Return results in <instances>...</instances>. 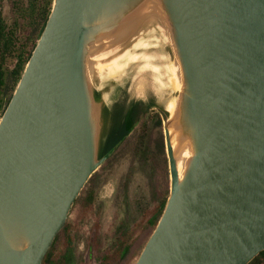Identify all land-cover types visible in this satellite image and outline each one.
<instances>
[{
  "label": "water",
  "instance_id": "obj_1",
  "mask_svg": "<svg viewBox=\"0 0 264 264\" xmlns=\"http://www.w3.org/2000/svg\"><path fill=\"white\" fill-rule=\"evenodd\" d=\"M150 15L181 86L172 116L156 108L170 194L135 264H249L264 252V0H54L0 119V264H43L108 159L95 60L110 65Z\"/></svg>",
  "mask_w": 264,
  "mask_h": 264
},
{
  "label": "rangeland",
  "instance_id": "obj_2",
  "mask_svg": "<svg viewBox=\"0 0 264 264\" xmlns=\"http://www.w3.org/2000/svg\"><path fill=\"white\" fill-rule=\"evenodd\" d=\"M28 7V0H0V13L8 25L16 24L20 44L34 36V25L26 18ZM153 21H147L139 29L127 51L113 56L107 63L110 66L103 60H95V65L100 64L99 69L98 65L94 69L93 80L105 106L112 108L127 94L133 100L137 92L145 102L153 99L164 110L169 104L176 105L179 89H175L172 80L177 79L172 49L167 34L156 24L158 20ZM139 42H145L148 47L140 49ZM135 55L141 58L131 61ZM159 116L156 109L147 110L146 116L90 179L86 193L94 195L93 208L86 216L79 215L78 207L71 211L70 259L69 263L61 261V264H100L119 237L136 229L143 216L170 194L166 149L165 156L157 151V145L165 138ZM107 129L106 120L103 135ZM148 237L145 243L138 240L121 264H135Z\"/></svg>",
  "mask_w": 264,
  "mask_h": 264
},
{
  "label": "trees",
  "instance_id": "obj_3",
  "mask_svg": "<svg viewBox=\"0 0 264 264\" xmlns=\"http://www.w3.org/2000/svg\"><path fill=\"white\" fill-rule=\"evenodd\" d=\"M28 1L29 7L26 10L28 16L26 18L29 24L34 25V36L27 38L24 44L18 42V28H16V24L13 26L8 25L6 19L0 13V119L19 84L26 65L45 28L54 4V0ZM138 123L139 116H135L133 112L126 117L122 116V114L115 115L108 133L103 139L100 157L109 158L121 143L131 134ZM158 124L160 126L162 125L161 120H159ZM157 151L165 156L163 139L157 145ZM89 182L73 205L72 211L78 207L79 215L86 216L93 208L94 195L86 193ZM168 195L169 192L162 200H160L158 205L152 210H149L143 216V219L136 225V229L133 228L119 237L113 249L103 256L100 264H121L127 260L133 246L138 240L145 243L147 237L151 235L157 226L164 211ZM72 213L73 212L68 216L64 228L57 235L51 249L43 261V264H61V261L69 263L70 257L68 249L72 241V225L69 223V220ZM249 264H264V252H261Z\"/></svg>",
  "mask_w": 264,
  "mask_h": 264
},
{
  "label": "flooded vegetation",
  "instance_id": "obj_4",
  "mask_svg": "<svg viewBox=\"0 0 264 264\" xmlns=\"http://www.w3.org/2000/svg\"><path fill=\"white\" fill-rule=\"evenodd\" d=\"M130 99H131V96L129 97L127 94L125 98H123L122 102L116 101L115 104L112 106V108H109L108 106L105 107V117L108 122V129H107L106 134L108 133V130L110 128V125L113 122L115 115L122 114V116L126 117L128 114L133 112L135 116H139V122H140L141 119L144 116H146L148 109H156L158 107L156 101L153 99L147 102H145L144 100L133 101Z\"/></svg>",
  "mask_w": 264,
  "mask_h": 264
},
{
  "label": "bare ground",
  "instance_id": "obj_5",
  "mask_svg": "<svg viewBox=\"0 0 264 264\" xmlns=\"http://www.w3.org/2000/svg\"><path fill=\"white\" fill-rule=\"evenodd\" d=\"M149 18V19H148ZM154 18H156V16L155 15H150V16H147V19H148V21H151V22H153L154 23V21L153 20H155ZM157 24V26H159L158 28L159 29H162V27L160 26V24L157 22L156 23ZM163 30V29H162ZM138 47L141 49H146L147 47H148V44H146L145 42H139L138 43ZM137 49V48H136ZM140 57V55H135V57H132V60L131 61H136V58H139ZM141 58V57H140ZM108 66H110V65H108ZM106 67H104V69H105ZM101 69H103V68H101ZM155 80V79H154ZM173 80V85H174V87H175V89H180V84H179V82H178V80L177 79H172ZM141 81V80H140ZM138 82H139V80H138ZM142 83H144V82H142ZM165 87V86H164ZM139 100H143L142 99V97L139 95V93L137 92L136 93V95L133 97V101H139ZM175 104H169V106H167V111L169 112V115H173L174 114V112H175ZM119 122V121H118ZM120 124V123H119ZM125 128V127H124ZM117 129V128H116ZM115 129V130H116ZM123 132V131H122ZM187 157V155L185 154L183 157H181V159H180V162H179V173L180 174H182V172H183V169H184V164H185V158Z\"/></svg>",
  "mask_w": 264,
  "mask_h": 264
}]
</instances>
